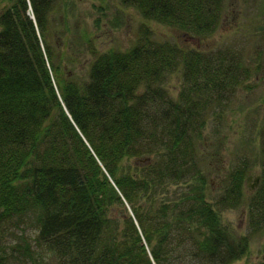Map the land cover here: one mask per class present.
Wrapping results in <instances>:
<instances>
[{
  "label": "trees",
  "instance_id": "1",
  "mask_svg": "<svg viewBox=\"0 0 264 264\" xmlns=\"http://www.w3.org/2000/svg\"><path fill=\"white\" fill-rule=\"evenodd\" d=\"M121 5L139 11L144 21L197 38L215 29L221 10L220 0ZM87 26L73 0H0V225L28 216L35 230L31 240L24 230L16 241L0 240V264L18 253L32 260L36 251L54 264H163L169 230L182 222L199 258L231 264L247 236L220 225L202 199V176L199 184L186 181L193 172L188 152L208 105L230 99L257 65L235 53L156 39L144 22L127 47L97 50ZM82 53L87 67L75 74ZM175 70L181 84L170 97L160 85ZM260 126V182L243 205L246 227L254 231L264 227V122ZM142 155L152 158L138 171L120 164ZM244 173L234 167L218 204L243 200ZM168 181L185 183L178 202L134 203L138 192L151 197ZM121 198L133 219L121 209L117 224L110 211L123 206ZM177 203L184 208L176 211Z\"/></svg>",
  "mask_w": 264,
  "mask_h": 264
},
{
  "label": "rangeland",
  "instance_id": "2",
  "mask_svg": "<svg viewBox=\"0 0 264 264\" xmlns=\"http://www.w3.org/2000/svg\"><path fill=\"white\" fill-rule=\"evenodd\" d=\"M77 2V8L82 12L83 20L88 24V29L92 33V42L97 50L105 51L109 47L125 48L133 40L139 25L143 22L152 31L154 38H164L167 40L184 42L186 47H194L198 50H215L223 52L225 55L238 54L251 65H257L250 73L249 77L242 80V84L234 88L232 97H227L220 102H214L212 107L208 105L205 109L206 122L200 129V137H197L193 150L188 152L190 160L193 162L191 175L187 176L186 181L191 185L199 184L198 175L206 181L201 188L202 199L209 202L212 209L217 214V219L221 226L228 231L241 236H247V244L242 255L234 259L231 264H264V227L260 230H252L246 227L247 218L244 204L249 203L251 193L254 192L260 182V177L253 187L248 184L253 182L254 175H257L258 156L255 155L260 136L257 131L264 122V0H220V17L216 21V27L208 35L197 37H187L181 34L172 26L164 25L153 19L144 21L139 11L121 5V0H73ZM94 18L98 24L94 26ZM204 50V51H205ZM88 55L82 53L75 61V74H83L87 67L85 60ZM242 59V60H243ZM160 86L166 89L170 97L178 93L181 79L178 70L171 72L163 78ZM260 129V128H259ZM152 156H135L122 158L121 166L129 165L130 170L138 171L139 163ZM244 168V179L241 183L242 193L238 204L226 206L227 202L217 203L218 195L223 192L230 179V173L234 167ZM191 167V165H190ZM196 170L198 172L196 176ZM119 171V169H118ZM117 171V172H118ZM248 176L247 183L245 177ZM248 185L247 186H245ZM185 183L168 181L163 187L162 192H157L146 197L136 195L134 203L145 204L146 198L150 199L151 206H157V201L169 202L176 201L177 197L183 195ZM200 189V188H199ZM142 196V197H141ZM178 202V201H176ZM123 205L115 206L111 213L117 219V224L121 218V209L126 214L130 213L129 204L121 201ZM178 204V203H177ZM146 205V206H147ZM183 209L184 204L177 205ZM132 215V214H131ZM133 217V215H132ZM21 220H5L0 225V240L6 244L9 240L16 241L20 230H24L23 236L26 239L34 234L33 221L28 216L21 217ZM15 221V222H14ZM186 225L182 222L176 227L177 231L169 230V240L165 244L166 258L163 264H212L199 258V254L194 251L193 244L186 237L190 236V231L182 228ZM193 231L195 223L189 224ZM199 239V237H197ZM153 242V241H152ZM3 248V245H1ZM7 250V245L5 247ZM8 251V250H7ZM33 253L32 260H26L18 254L7 256L5 264H54L51 256L43 257ZM12 256V257H11Z\"/></svg>",
  "mask_w": 264,
  "mask_h": 264
},
{
  "label": "water",
  "instance_id": "3",
  "mask_svg": "<svg viewBox=\"0 0 264 264\" xmlns=\"http://www.w3.org/2000/svg\"><path fill=\"white\" fill-rule=\"evenodd\" d=\"M248 178H249V177L246 176V178H245L246 183H247V181H248ZM258 178H259V177H257V176L255 175V176H254V179H253V182L250 183V184H248L249 187H253V186L255 185V183L258 181ZM248 185L245 184V186H247V187H248ZM151 264H153V263L151 262Z\"/></svg>",
  "mask_w": 264,
  "mask_h": 264
}]
</instances>
